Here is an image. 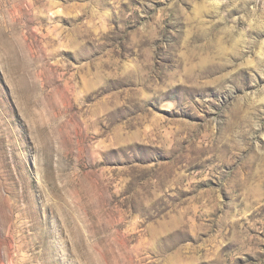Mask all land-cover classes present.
I'll return each mask as SVG.
<instances>
[{
  "label": "rangeland",
  "instance_id": "1",
  "mask_svg": "<svg viewBox=\"0 0 264 264\" xmlns=\"http://www.w3.org/2000/svg\"><path fill=\"white\" fill-rule=\"evenodd\" d=\"M0 264H264V0H0Z\"/></svg>",
  "mask_w": 264,
  "mask_h": 264
}]
</instances>
